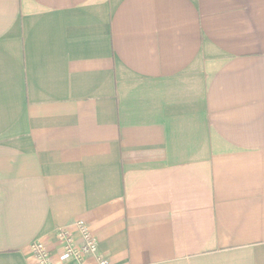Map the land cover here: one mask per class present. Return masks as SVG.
I'll list each match as a JSON object with an SVG mask.
<instances>
[{"label": "crops", "instance_id": "crops-1", "mask_svg": "<svg viewBox=\"0 0 264 264\" xmlns=\"http://www.w3.org/2000/svg\"><path fill=\"white\" fill-rule=\"evenodd\" d=\"M77 220L110 264H264V0H0V264H75Z\"/></svg>", "mask_w": 264, "mask_h": 264}, {"label": "built area", "instance_id": "built-area-1", "mask_svg": "<svg viewBox=\"0 0 264 264\" xmlns=\"http://www.w3.org/2000/svg\"><path fill=\"white\" fill-rule=\"evenodd\" d=\"M79 235L80 242L76 243L72 234L65 228L56 229V236L60 240L65 255L75 261V264H88L86 258L93 256L96 264H110L107 257L98 250V243L83 220L74 222ZM29 249L36 258L38 264H51V255L42 240H34Z\"/></svg>", "mask_w": 264, "mask_h": 264}]
</instances>
